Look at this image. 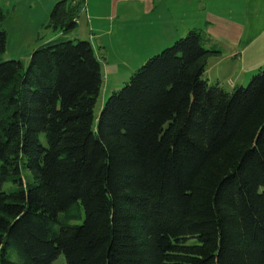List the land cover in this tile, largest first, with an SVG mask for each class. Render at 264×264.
I'll use <instances>...</instances> for the list:
<instances>
[{"label":"trees","instance_id":"1","mask_svg":"<svg viewBox=\"0 0 264 264\" xmlns=\"http://www.w3.org/2000/svg\"><path fill=\"white\" fill-rule=\"evenodd\" d=\"M85 4L56 2L52 28L70 32ZM7 43L0 28V55ZM219 53L189 30L98 117L89 40L0 62V263L264 264V65L228 91L204 78Z\"/></svg>","mask_w":264,"mask_h":264},{"label":"crops","instance_id":"2","mask_svg":"<svg viewBox=\"0 0 264 264\" xmlns=\"http://www.w3.org/2000/svg\"><path fill=\"white\" fill-rule=\"evenodd\" d=\"M42 1L20 0L19 3L23 7L27 3L29 10L39 5L37 11L41 17L33 19L30 15L34 28L51 32L34 35L37 43L24 53L7 52V43L0 60L18 59L27 64L35 48L69 34L89 40L99 57L93 43L95 38L101 40L104 50L111 40L112 44L117 41L120 46L133 49L136 38L154 48H163L189 30L200 29L207 45L220 51L208 60L204 78L209 83H219L232 91L245 85L264 65V0H87L76 27L70 32L54 29L50 24L52 9L59 0ZM27 27L30 31L31 25Z\"/></svg>","mask_w":264,"mask_h":264},{"label":"rangeland","instance_id":"3","mask_svg":"<svg viewBox=\"0 0 264 264\" xmlns=\"http://www.w3.org/2000/svg\"><path fill=\"white\" fill-rule=\"evenodd\" d=\"M20 0H0V10L4 12V18L0 19V28H5L8 31V49L7 52L13 53L16 51H22L23 53L30 45H34L38 40H34V35H45L47 32H51V30H46L44 28H34L33 19L40 18L39 5L34 6L29 10L28 4L23 7V4L20 5ZM42 2H48V0H43ZM19 5V6H18ZM31 15V17H30ZM31 25V30L28 31L27 25ZM40 31V32H38ZM71 31V30H70ZM31 33V34H30ZM73 37V38H71ZM181 37V36H180ZM80 38H74V36H69L60 38V40H74L77 41ZM34 40V41H33ZM101 40L95 38L93 40L96 51L99 54V58L103 63V75L104 82L101 89L100 96L98 97L94 114L95 117H98L104 104L110 97V95L119 89H121L125 84L129 81L131 75L137 71V69L151 56L160 52L164 48H154L153 45H148L146 42H143L141 39L133 40V49L127 48V46H120V43L114 41L112 44L108 42L107 50L101 47ZM173 43V42H172ZM119 45V47H118ZM171 45V44H170ZM130 46V45H129ZM2 56V54L0 55ZM5 60H0V62ZM28 64V61H26ZM26 64V65H27ZM258 72V71H257ZM256 72V73H257ZM209 77L211 73L208 74ZM251 79V78H250ZM250 79L246 82L247 85ZM24 176L28 179L32 178L31 173L27 170H23ZM11 183H6L5 188L8 189ZM76 211V210H75ZM83 216L84 211H83ZM81 219H72V223H81ZM9 258L13 261H19L20 257L17 251L10 246L9 247ZM1 264V263H0ZM52 264H66V257L64 254H61Z\"/></svg>","mask_w":264,"mask_h":264},{"label":"built area","instance_id":"4","mask_svg":"<svg viewBox=\"0 0 264 264\" xmlns=\"http://www.w3.org/2000/svg\"><path fill=\"white\" fill-rule=\"evenodd\" d=\"M85 2H87V0H84ZM77 22H78V20H77Z\"/></svg>","mask_w":264,"mask_h":264}]
</instances>
